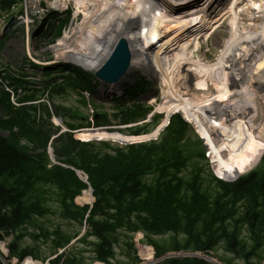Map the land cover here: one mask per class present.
I'll use <instances>...</instances> for the list:
<instances>
[{"label":"trees","instance_id":"16d2710c","mask_svg":"<svg viewBox=\"0 0 264 264\" xmlns=\"http://www.w3.org/2000/svg\"><path fill=\"white\" fill-rule=\"evenodd\" d=\"M20 1L0 0V10L10 11ZM70 12L56 25L58 34L67 25ZM75 68L78 67L67 64L45 67L42 89L26 87L30 94L25 93L23 99L46 93L52 99L54 94H64L72 88L82 94L80 102L88 107L90 103L83 92L94 94L97 86L92 80L97 78L92 72ZM60 77L62 83L58 82ZM4 78L10 82L16 79L8 72ZM15 82L24 88L21 80L17 78ZM147 84L146 79L138 80L136 85L129 86V95L138 96ZM95 108L93 121L80 108L64 103L57 105V112L73 130L92 124L110 125L109 112ZM40 109L42 114L34 105L15 108L10 93L0 89V112L6 115H0V130L9 131L7 137L0 134V241L11 238L12 257L44 260L47 256L42 255L40 241L51 244L50 253L55 254L78 237L79 231L70 233L60 224L48 227L42 221L55 212L53 205L57 203L64 220L81 226L86 222L88 230L78 240V246H69L52 264H85L84 250L78 249L81 244L94 252L92 261L121 264L116 261V249L122 242L128 245L129 253H134V263L138 264L140 258L133 243L138 232H143L147 243L153 245L156 257L173 251L217 254L222 247L244 264L264 263V157L255 170L239 179L219 175L227 180L237 179L234 182L218 179L206 168V148L192 126L182 115L169 112L154 131L160 132L173 115L161 137L147 143L120 147L108 142H84L73 133L60 135L54 141V151L58 161L67 166L52 164L47 145L54 125L48 105L42 104ZM151 109L140 102L133 106L121 102L112 116L120 123H130L145 118ZM159 117H154L155 122L130 129L131 134L149 132L158 124ZM116 132L91 131L87 140H110ZM117 133L115 136L122 143L146 138ZM79 136L86 138L84 132ZM72 167L84 171L88 182ZM215 167L223 172L217 164ZM89 187L95 196L93 207L77 205L76 197ZM92 201L90 198L88 203ZM165 236L169 239L159 240ZM220 260L234 264L226 257ZM159 264L213 263L199 257H184Z\"/></svg>","mask_w":264,"mask_h":264},{"label":"bare ground","instance_id":"6f19581e","mask_svg":"<svg viewBox=\"0 0 264 264\" xmlns=\"http://www.w3.org/2000/svg\"><path fill=\"white\" fill-rule=\"evenodd\" d=\"M74 1L80 8L95 6L97 11L110 17L107 24L119 30L121 35L119 43L114 47L115 51L109 61L99 68L100 71L115 57L120 47H128L133 53L132 69L119 81L107 83L109 86L124 90L137 63H141L140 67L144 62L147 65L146 51L140 46L137 32L131 27L141 22L148 31L152 45L147 55H156L161 64V84L166 89L167 98L161 108H175L178 111L166 113L182 112L185 121L197 122L202 127L204 131L201 127L200 131L211 139L219 164L224 169L223 172L217 170L218 175L240 177L238 175L249 172L257 165L264 154V0H229L228 5L225 4L227 0ZM126 3H133L135 10L141 14L137 21L124 25L120 16ZM162 3H165L164 8H161ZM180 7L183 8L181 11L198 7V11L194 16L174 13L169 17L163 15L164 10L167 13L179 10ZM223 7L226 9L220 12ZM225 17L229 20L227 27L231 37L221 57L213 65L199 63L198 59L187 52L193 37L202 35L208 26ZM225 53L229 55L228 60ZM89 62L95 66L97 60L92 58ZM224 63L227 66H223ZM216 64L219 69H229L226 71V79L220 80L213 68ZM187 66L191 69L188 70ZM175 74L179 79H188L190 83L199 79L198 83L195 82V88L205 93L204 98L197 101L178 91L173 82L177 77ZM213 85H216L215 88ZM211 89L214 94H208ZM100 130L107 129L95 131ZM154 134L153 131L149 137ZM110 140L122 143L120 140ZM23 264L43 263L27 258Z\"/></svg>","mask_w":264,"mask_h":264},{"label":"rangeland","instance_id":"374dc122","mask_svg":"<svg viewBox=\"0 0 264 264\" xmlns=\"http://www.w3.org/2000/svg\"><path fill=\"white\" fill-rule=\"evenodd\" d=\"M26 4L28 5L26 16L23 17L21 15L20 16L17 15V22H15L11 30L8 32L5 31L7 26L9 25L12 13L6 11L1 14L0 40L3 38L4 34L11 35L13 32L15 33H13V36L8 39V41L6 42V44H4V46L2 47L0 46V63L3 65V67L5 64L6 68L9 69L12 68L13 70H17L20 77H28V79L31 81L33 85H40L41 83H43L44 77L42 76V70L32 67L29 61L31 62L35 61L34 63L39 64L41 66H47V65L51 66L55 63H63V62L71 63L74 65L76 64L79 67H82L89 72H98L100 71L99 68H102L109 61L110 57L115 51L114 49L116 48L121 38L119 30H116L113 27L111 28L107 24L108 19L110 17H106L104 16L103 13L97 11L95 6H91V7L87 6L80 8L78 7V4H76L74 0H28ZM60 4L61 6L58 7L56 6ZM164 4L162 5L161 8L165 7ZM225 4L228 5L229 0H227ZM54 6H56L57 8H65V9L67 7H70L73 10V15L71 16L70 22L67 25H65V27L61 31L62 32L61 34H58V30L54 31L53 29H50L49 26L46 24L44 26L43 23L47 19L48 16V14H46L47 11L54 9ZM224 7L221 8L219 11L221 12L222 9L225 10L226 8ZM182 9L183 8L180 7L179 10L176 11L172 10V12H167V13H165L164 10L163 15L169 17V15H172L174 13L175 15L194 16L195 12L198 11V7H191L184 11H181ZM15 12L20 14V11L16 10ZM8 14H10V16ZM140 14H141L140 12L135 10V6L133 3H126L125 7L121 12L120 20H123L124 25H126L127 23H131V21H137L140 18L139 17ZM134 17L135 19L133 20ZM193 20H197V19H193ZM228 22L229 20H227V18L225 17L218 23L208 26L202 32V35L198 37H193L192 43L189 46L187 52H189L193 58L198 59V62L201 64L213 65L214 63H217V61L221 57L223 50L227 45L229 38L231 37L230 31L227 27ZM42 26L44 27L43 30H42ZM131 27L135 29V31L137 32L136 35L139 37L140 46L146 51L147 65H144L145 64L144 62V64L142 63L140 67L141 63H137L133 75L129 77L128 82L126 83L124 89H126V86L136 85L134 83L140 77H146L149 81V86L148 88H146L148 90L145 93L140 94L141 91L139 92L140 94L139 98L137 96L129 97L126 103L132 106L136 102H140L145 105L153 104L156 111L155 113H160V117L157 122L159 124V122H161V120L165 116L164 113L168 111H178V110L171 107L161 108L163 102L165 103V101L167 100V98L165 97L166 89L161 84V64L159 62V59H157L156 55L154 54H151L150 56L147 55L148 50H151L152 45L150 42L148 31L142 25V23L141 22L134 23ZM147 27L149 28V26ZM225 55L227 56V60H228L229 55L227 53H225ZM28 58L29 60L27 61L26 59ZM88 58L90 59L93 58L97 60L96 65L92 62L95 65L92 66L89 62L90 59ZM223 66H227V64L224 63ZM17 67L18 68L20 67L19 70ZM189 67L190 66H187L186 68L190 70L191 68ZM218 67H219L218 64H216L213 67L215 69L216 74L219 75L218 77L220 78V80L226 79L227 77L226 71H229V69L228 68L219 69ZM181 74L186 76L185 73H181ZM175 77H176L175 81L173 82L177 86V90L180 91L182 94H184L187 98L193 97V99L197 101H200L202 97L204 98L205 93L196 90L195 88L196 87L195 82L198 83L199 79L193 80L190 83L188 82V79H179V76L176 74ZM96 80L97 79H95V81ZM215 86L216 85H213V88H215ZM104 88H107L108 90L110 88L112 89L113 92L115 91L121 95L124 94L125 92L123 89L117 90L112 88L111 86L109 88L108 86H105ZM104 88L99 86V92H95L94 94H91L89 91H85L83 93V95H85V98L88 99L90 103L88 107H84L83 104L80 102L82 94L77 92V90H73L72 88L71 89L67 88L64 94H54V97L50 100V103L53 109L55 108V105L57 106L58 104H62V103L66 105H73L74 107H78L85 115L90 116V120L93 119L92 114L93 115L96 114L95 106H98L99 108L109 112V119L111 120L109 126L105 125L99 127V129L103 128L109 130L110 132H114V131L116 132L118 128H125V125L124 126L120 125L119 119H116L115 117L112 116V114L116 111V106L119 105L120 102L114 103V101H111L110 97L107 95H112V92L109 91L106 92ZM126 91H127L126 93H129L130 89L127 88ZM209 93L214 94L215 92L213 89H211L208 91V94ZM47 98L48 97L45 96L42 99H47ZM177 113L182 114L183 118L185 117V115L182 112L181 113L175 112L173 114H177ZM148 119L150 120V117ZM145 120H143V122ZM188 123L192 126L194 131H196L197 134L201 137L200 131L196 128V126L193 123H196L199 128L201 126L197 122H193V121H189ZM132 124L133 123H130V125ZM158 124H155L150 131L153 132ZM132 128H125L122 129L121 131L131 134V130L128 129H132ZM95 130L98 129L84 130L83 132L86 134L85 139H88L89 132ZM161 131L159 135H158L159 132H155L154 135H151L153 137H151L148 140H137V141H131L130 143H120V142H116L115 140H107V139H102L101 141H106L112 145L122 147V146H126L127 144L144 142L153 139L156 140L157 138H160L162 133L164 132ZM0 133L2 135L6 134L5 132L4 133L0 132ZM116 134L118 133L116 132L113 136H111V139L120 140L117 136H115ZM204 136L215 154V159L209 156L210 149L207 145V142L203 139L204 140L203 145H205L204 146L205 148L207 147L206 148L207 160L205 161V163L208 164L206 168L207 170L210 168L214 173V175H216V173L218 172L215 167L216 164L222 171H224V169L219 164L216 155V150L211 139L208 137L206 133L204 134ZM97 140L100 139H94V141ZM215 160H216V164H215ZM260 162L261 160L257 163V165L253 169H255L260 164ZM235 180L237 179L234 180L226 179L225 181L234 182ZM91 190L92 188H88L82 193V195L77 197L76 204L79 206H84V205L90 206L91 203H88V200L90 198H92L93 200L92 203L94 204L95 198L93 197ZM53 209L55 212L49 214L47 218L42 219V221H44L48 227H55L56 225L60 224L62 225L63 229H65L67 232L70 233L79 231L78 237L73 241L74 244L78 246V240L87 233L88 225L83 224L81 226L79 223L75 221L64 220L59 214L57 203H54ZM164 239H169V237L168 236L159 237V240L161 241H163ZM133 243H134V247L137 249V255L140 258V262L138 264H159L168 259H171V257L184 258V257H193V256L204 258L210 262L215 260L218 264H226L220 260L221 257H226L232 259L234 261V264H244V261L242 259L233 257L232 254L225 252L224 248L222 247L218 251L217 253L218 255L213 252H211L210 255H208L207 253H201V252L194 253V252L181 251V252L169 253L162 257H156V252L154 248L147 243V240L143 233H137L133 238ZM39 245H40V249L42 250V255H46L48 259L46 261H41V260L38 261L43 264H52L50 263V260H52L55 256H51L52 255V253H50L51 244L49 243L46 244L43 241H40ZM1 246H3V244ZM78 249L84 250V255L85 257H87L85 264H105L101 262L92 261L94 252L91 251L90 247L81 244L78 247ZM129 250L130 249L126 244V242H122L121 246H118L116 249L117 252L116 261H119L121 264H136L134 263V258H135L134 253L132 251L129 253ZM6 253L8 254V252ZM4 262L6 264H19L17 259L14 260L12 259L10 261L5 259ZM212 263L216 264L214 262Z\"/></svg>","mask_w":264,"mask_h":264},{"label":"water","instance_id":"95a60500","mask_svg":"<svg viewBox=\"0 0 264 264\" xmlns=\"http://www.w3.org/2000/svg\"><path fill=\"white\" fill-rule=\"evenodd\" d=\"M114 56L102 71L97 72L101 79L109 83L117 82L126 75L132 69L134 59L131 49L125 46L120 47Z\"/></svg>","mask_w":264,"mask_h":264}]
</instances>
